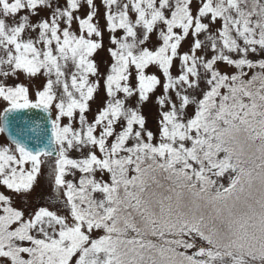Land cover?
<instances>
[{
    "label": "snow or ice",
    "instance_id": "obj_1",
    "mask_svg": "<svg viewBox=\"0 0 264 264\" xmlns=\"http://www.w3.org/2000/svg\"><path fill=\"white\" fill-rule=\"evenodd\" d=\"M0 264H264V0H0Z\"/></svg>",
    "mask_w": 264,
    "mask_h": 264
}]
</instances>
